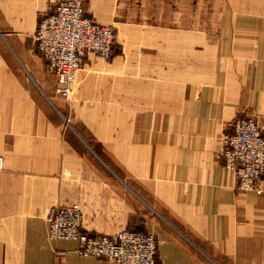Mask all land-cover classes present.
Here are the masks:
<instances>
[{
	"label": "crops",
	"instance_id": "crops-1",
	"mask_svg": "<svg viewBox=\"0 0 264 264\" xmlns=\"http://www.w3.org/2000/svg\"><path fill=\"white\" fill-rule=\"evenodd\" d=\"M61 1L0 0V264H118L51 240L58 205L153 234L157 264H264V193L218 156L239 117L264 134V0H82L116 35L70 100L35 36Z\"/></svg>",
	"mask_w": 264,
	"mask_h": 264
},
{
	"label": "built area",
	"instance_id": "built-area-1",
	"mask_svg": "<svg viewBox=\"0 0 264 264\" xmlns=\"http://www.w3.org/2000/svg\"><path fill=\"white\" fill-rule=\"evenodd\" d=\"M116 28L87 15L82 0H64L55 11L40 18L36 40L49 68L58 77L55 93L70 100L77 72L89 53L110 60ZM218 155L237 176L236 188L264 193V134L255 116L236 119L233 131L223 133ZM51 240L79 241L82 256L99 257L118 264H157L158 242L153 234L123 230L116 237L91 236L81 230L83 214L78 205L54 206L48 216Z\"/></svg>",
	"mask_w": 264,
	"mask_h": 264
},
{
	"label": "rangeland",
	"instance_id": "rangeland-1",
	"mask_svg": "<svg viewBox=\"0 0 264 264\" xmlns=\"http://www.w3.org/2000/svg\"><path fill=\"white\" fill-rule=\"evenodd\" d=\"M37 41V40H36ZM37 45H38V42H37ZM38 49H39V47H38ZM56 87V86H55ZM54 90H55V88H54Z\"/></svg>",
	"mask_w": 264,
	"mask_h": 264
}]
</instances>
